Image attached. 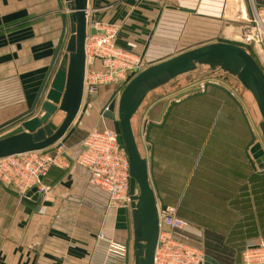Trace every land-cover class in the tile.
I'll use <instances>...</instances> for the list:
<instances>
[{
  "label": "crops",
  "instance_id": "1",
  "mask_svg": "<svg viewBox=\"0 0 264 264\" xmlns=\"http://www.w3.org/2000/svg\"><path fill=\"white\" fill-rule=\"evenodd\" d=\"M65 12L57 0H0V127L31 109ZM88 14L90 23L121 25L116 45L143 57L147 68L201 46L237 42L251 18L246 0H89ZM201 82L211 81L190 75L152 92L138 133L158 206L175 207L189 223L176 237L201 249L208 264H240L247 244L264 239V171L249 160L251 133L236 103L215 88L187 97L146 141V123L162 125L165 106L173 102L158 111L156 105ZM111 92L116 89L105 87L91 97L89 113L64 145L67 159L77 158L94 129H111L100 116ZM223 94L235 115L227 105L221 107L225 118L207 120L206 110ZM198 99L204 105H190ZM45 183L52 192L38 201L21 200L0 184V264H92L100 232L127 243L131 213L110 208L108 195L89 184L87 170L54 167Z\"/></svg>",
  "mask_w": 264,
  "mask_h": 264
},
{
  "label": "water",
  "instance_id": "2",
  "mask_svg": "<svg viewBox=\"0 0 264 264\" xmlns=\"http://www.w3.org/2000/svg\"><path fill=\"white\" fill-rule=\"evenodd\" d=\"M57 2L61 11L66 9L62 15L63 31L59 45L31 109L0 127V131H3L14 126L0 135V160L34 152L53 153L72 137L88 112L91 97H85V46L90 24L89 0ZM258 4L262 5L261 2ZM90 33L95 35L96 31L91 29ZM63 50L64 55L57 65ZM202 68L209 69L211 73L220 72L225 78L232 77L243 93L250 95L260 115L257 129L264 141V73L252 53L237 44L218 42L187 51L148 67L133 78L120 94L115 92L110 99L109 109L102 110L100 116L113 123L118 141L129 158L132 231L126 243L129 252L127 264H154L160 234L159 196L152 187L148 161L143 155L140 135L135 134L133 123L142 111L147 110L151 102L148 97L152 92L173 81L187 78ZM209 88L222 91L239 107L251 133L249 160L264 171V149L257 143V136L242 105L230 91L213 83L205 84L202 93L200 89L181 93L175 102L166 105L162 125L147 123L145 126L146 141L149 142L150 132L154 128L164 127L172 110L185 98L201 96ZM39 198L40 194L35 190L27 196V200L38 201ZM210 261L205 258L206 264Z\"/></svg>",
  "mask_w": 264,
  "mask_h": 264
},
{
  "label": "built area",
  "instance_id": "3",
  "mask_svg": "<svg viewBox=\"0 0 264 264\" xmlns=\"http://www.w3.org/2000/svg\"><path fill=\"white\" fill-rule=\"evenodd\" d=\"M250 23L238 36L241 47L253 52L264 73V0H246ZM261 2L262 5H259ZM94 29L95 35L90 31ZM122 26L106 22L89 24L86 40L85 97L97 95L103 87H114L120 94L138 74L147 69L140 55L116 45ZM239 45V46H240ZM259 58V61H258ZM82 151L75 159H67L64 146L53 153L34 152L0 160V184L27 200L32 191L46 198L52 187L45 183L52 168L69 169L77 165L89 173V184L105 192L110 208L131 213V177L128 154L113 129H94L83 141ZM160 234L154 264H205L204 252L176 237V233L189 228V223L178 216L175 207H159ZM129 252L126 244L97 236L92 264H126ZM240 264H264V239L247 244Z\"/></svg>",
  "mask_w": 264,
  "mask_h": 264
},
{
  "label": "rangeland",
  "instance_id": "4",
  "mask_svg": "<svg viewBox=\"0 0 264 264\" xmlns=\"http://www.w3.org/2000/svg\"><path fill=\"white\" fill-rule=\"evenodd\" d=\"M233 44L240 45L239 43H233ZM258 61H259V58H258ZM260 64H261V62H260ZM262 65H263V63L261 64V66ZM210 81L211 82H206L205 84H207V83L217 84V85H220L221 87H224L225 89L230 90L231 93L235 94L237 100L242 105V107L244 109V112H245L248 120L250 121V123L252 125V128L254 130H256L254 132H255V135L257 136V143H260L262 145L263 149H264V141L262 140L261 135L259 134L258 129H257V126L259 125V122H260V115H259L257 106H256L255 102L253 101V99L250 97V95L243 93L241 90H236L237 91L236 92L233 87H230L231 85H228L226 82H224L222 80L211 79ZM204 85H202V82H201V83H196V85H194V86H195V88L197 87L199 89H203ZM194 86L191 87L190 89L194 90L193 89ZM103 88H105V87H103ZM239 93H243V95H240ZM111 94H114V93L111 92ZM111 94H108L109 96L107 95L108 100L106 102H108L111 99V97H112ZM236 94H238V96ZM224 95L225 94L219 95L220 98H217V99L214 100L215 101L214 105L216 107H214L213 109L211 108V109L206 110L207 120H209V121H219L222 118H225V116H226L225 111L227 110V108H226V110L222 111L221 107L222 106L226 107L227 105H229V107H231V111L233 112V115H235L236 111H235V108L233 107L234 105H233L232 101L228 97H225ZM239 95H240V97H239ZM166 101L175 102V99H173L172 97L166 98L165 101H161L158 105H156L157 107L155 108V111H158L163 106V103H165ZM190 105H193L195 107H200L201 105H204V103L201 100L198 99V100H195L193 102H190ZM239 121L243 122L242 119H241V116H240ZM133 125L135 127L134 128L135 134L137 135L138 134V125L135 124V123H133ZM110 128L113 129L111 124H110ZM148 155H149V150H148Z\"/></svg>",
  "mask_w": 264,
  "mask_h": 264
},
{
  "label": "trees",
  "instance_id": "5",
  "mask_svg": "<svg viewBox=\"0 0 264 264\" xmlns=\"http://www.w3.org/2000/svg\"><path fill=\"white\" fill-rule=\"evenodd\" d=\"M249 51L252 53L251 50H249ZM252 55H253V53H252ZM200 70H198L197 72L191 74V76H194V77L197 76V79L198 80H201V81L202 80L216 79V80H223L224 82H230L229 79L232 78V77H226L225 78L224 75L222 73H220V72H218V73H211L210 70L207 69V68H202V71H200Z\"/></svg>",
  "mask_w": 264,
  "mask_h": 264
},
{
  "label": "flooded vegetation",
  "instance_id": "6",
  "mask_svg": "<svg viewBox=\"0 0 264 264\" xmlns=\"http://www.w3.org/2000/svg\"><path fill=\"white\" fill-rule=\"evenodd\" d=\"M200 71H202V69ZM229 81L230 82H226V83L231 85L235 90H241L242 92H244L242 90V88L238 85V82L235 79L230 78ZM240 94L243 95V93H240ZM109 107H110V100L107 102V104L104 106V108L102 110L107 111L109 109ZM108 122L113 127V123L110 122V121H108ZM134 123L137 124V125H139V124L141 125L142 123L145 124V122L143 121L142 113H141V115L137 116V119L135 120ZM147 123H149V122H147ZM147 123H146V125H147ZM138 128H139V126H138Z\"/></svg>",
  "mask_w": 264,
  "mask_h": 264
},
{
  "label": "bare ground",
  "instance_id": "7",
  "mask_svg": "<svg viewBox=\"0 0 264 264\" xmlns=\"http://www.w3.org/2000/svg\"><path fill=\"white\" fill-rule=\"evenodd\" d=\"M217 85V84H216ZM89 113V112H88ZM255 133V132H254Z\"/></svg>",
  "mask_w": 264,
  "mask_h": 264
}]
</instances>
